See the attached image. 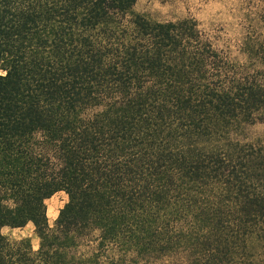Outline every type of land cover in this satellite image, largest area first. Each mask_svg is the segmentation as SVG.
<instances>
[{
  "label": "trees",
  "instance_id": "1",
  "mask_svg": "<svg viewBox=\"0 0 264 264\" xmlns=\"http://www.w3.org/2000/svg\"><path fill=\"white\" fill-rule=\"evenodd\" d=\"M135 2L0 0V264H264V35Z\"/></svg>",
  "mask_w": 264,
  "mask_h": 264
},
{
  "label": "rangeland",
  "instance_id": "2",
  "mask_svg": "<svg viewBox=\"0 0 264 264\" xmlns=\"http://www.w3.org/2000/svg\"><path fill=\"white\" fill-rule=\"evenodd\" d=\"M133 11L152 22L192 18L215 47L238 61L243 60L239 46L245 34L257 31L264 35V0H136ZM245 136L264 143V119L247 126ZM66 201L63 191L45 200L49 227H53ZM2 232L9 239L28 238L34 249L38 247V237L30 223L22 228H4Z\"/></svg>",
  "mask_w": 264,
  "mask_h": 264
}]
</instances>
